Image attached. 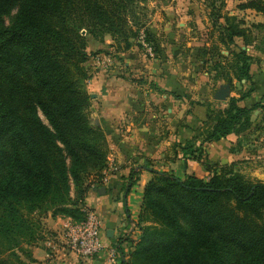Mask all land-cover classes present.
<instances>
[{"label": "trees", "instance_id": "1", "mask_svg": "<svg viewBox=\"0 0 264 264\" xmlns=\"http://www.w3.org/2000/svg\"><path fill=\"white\" fill-rule=\"evenodd\" d=\"M147 1L0 0V264L35 262L26 247L43 241L39 218L85 220V196L92 185H103L109 155L104 131L88 114L87 36L102 43L109 35L117 55L134 41L141 48L143 34L158 57L143 19ZM205 5L211 44L198 50L197 60L234 91V82L250 81L253 61L245 50L232 49L235 39L264 54V23L229 15L224 0ZM238 9L264 17V0H247ZM252 92L250 85L223 108L204 103L205 120L184 144L172 145L183 167L187 159L197 162L206 179L149 170L135 222L139 234L117 242L120 264H264V182L248 179L235 163L207 162L203 149L251 130L253 111L264 106L247 109L238 102ZM241 146L238 141L230 151ZM139 174L131 169L128 190ZM123 241L132 246L127 254Z\"/></svg>", "mask_w": 264, "mask_h": 264}, {"label": "crops", "instance_id": "2", "mask_svg": "<svg viewBox=\"0 0 264 264\" xmlns=\"http://www.w3.org/2000/svg\"><path fill=\"white\" fill-rule=\"evenodd\" d=\"M246 1L224 0L225 11L229 15L246 13L254 18L251 23L263 24L264 17L260 13L250 9H238V5ZM163 9L167 16L163 30L149 29L160 51L158 57L147 60L139 55L134 58L135 46L126 52L113 55L115 59L123 60L125 67L138 69L142 81L109 73L102 67L100 69L99 61L97 69L91 68L89 72L88 88L92 91L90 98L95 99L96 105L95 124L105 133L109 155L104 171L107 182L101 187H90L85 196L84 207L98 216L101 239L108 246L117 247V242L125 237L135 238V222L140 210L143 186L151 176L149 170L173 171V168H163V157L168 155L175 162L182 160L179 152L174 156L172 145L184 144L205 120L204 103L223 108L229 98H238L239 93L251 85L253 92L239 101L238 106L247 109L258 104L264 106V54L256 50L254 44L245 47L241 39H235L232 49L245 50L253 59L249 72L250 81L242 80L240 84L234 82L235 89L232 91L230 87L228 99L217 102L213 99L214 94L225 81L214 80L202 70L201 62L197 60L198 50L211 44L205 0H163ZM202 16L206 19L205 23ZM174 23L175 27H180L179 30H172ZM253 34L258 38L262 35L255 30ZM110 43L109 40H104L100 47L97 44L101 50L98 55L104 57ZM222 54L227 55V52L222 50ZM91 64L92 60L88 58L86 66ZM197 97L199 100H195ZM175 101L178 102L177 108L173 106ZM163 114H167L166 118H163ZM251 119L252 128L246 134H230L220 141L204 144V160L209 163L231 164L247 159V148L255 141L246 138L251 139L253 134L259 135L264 131V127L258 125L260 122L264 124V110H254ZM238 141H242V146L231 152V148ZM163 149L170 155L173 153V156L167 152L163 156ZM171 161L166 163L172 165ZM143 166L148 169H143ZM132 168L140 169L139 182L128 190ZM181 170V175L172 173L178 178L189 174L203 179L208 176L200 164L190 159L186 160V167L182 165ZM100 188H104L103 194L99 193ZM56 218L63 219L64 224L70 222L69 218ZM43 245L46 243L43 242ZM121 247L124 254H127L129 243L123 241ZM32 258L35 262L31 264H111L105 252L91 258H82L62 247L54 251L42 249L40 243L33 247ZM118 258L119 254L115 264H120Z\"/></svg>", "mask_w": 264, "mask_h": 264}, {"label": "rangeland", "instance_id": "3", "mask_svg": "<svg viewBox=\"0 0 264 264\" xmlns=\"http://www.w3.org/2000/svg\"><path fill=\"white\" fill-rule=\"evenodd\" d=\"M141 6H143V8H144L143 19L145 21V27H147L150 30H163V23H165V20L167 18L166 12L163 9V0H148L144 5H141ZM14 13H15V10L11 11V14L9 15V17L8 16L5 17V23L6 24L9 22L10 17L12 15H14ZM235 16H237L240 19H243L244 22H246V24H248V25L251 24V21L254 20V18H251V16L246 15V13H244V15H241V13H238V15H235ZM207 17L208 16H206V18ZM201 18H202L203 23H205L206 19L204 18V16H202ZM208 20L209 19L207 18V21ZM208 23H209V21H208ZM173 25H174V28L172 30H179L180 27H175V23ZM81 34L84 35L85 32L82 31ZM104 40H109L111 42L109 44V47H107V50H105V52L110 53L108 55V57L105 56V57H107V59H109V63H105V62L103 63V61L101 62L99 60V58H102L101 55H98V52L101 51V50H99L100 42L97 41L96 39L92 38L91 36H87V46H86V52L88 55L87 59L91 58L92 64H93V65L91 64L90 66L89 65L86 66V62L84 63V67L87 71L86 73L88 74V76H89V72H91V68L97 69V63L99 61L100 69L102 67L103 70H106L109 73L117 74L119 76L123 75L129 79H134L135 81H142L140 78L141 74H140V71H138V69L135 70L132 68V66L131 67H125L123 60H118V58L117 59L114 58L115 56H113V55H116V54H114L113 49L110 48V46L113 44L111 37L109 35H104L102 43L104 42ZM97 44H99V47ZM135 44L136 43L134 41V45L132 46L133 48H134ZM134 50H135V55H136V57H134V58H137V56H139V55H140V58L144 57L147 60L154 58V54L151 58L141 48H138V46H135ZM87 68H88V70H87ZM88 82H89V79L85 82V89H86L87 93L90 95V93L92 91H89ZM141 88H143V87H141ZM237 89H238V86H237ZM94 100L95 99L90 98V100H89L90 107L88 109L89 117L93 123H95V121L97 120V117L95 116L96 105H95ZM195 100H199V98L197 97ZM173 106L175 108H177L178 102H176V101L173 102ZM166 115L167 114H163V118H166ZM258 125L264 127V124H262L261 122ZM166 128H167V126H166ZM170 132H172V131H170ZM163 135H165L164 126H163ZM246 139L254 140L255 143L249 144V146L247 148V154H248V156L246 157L247 159H243L241 161L236 162L235 163L236 164L235 169L240 171L248 179L258 180V181L264 182V131L261 132L259 135L253 134V136H251V139L249 137H247ZM243 142H246V141L243 140ZM166 150H168V149H166ZM164 152H165V150L163 149V156H164ZM167 154L170 155V153H168V152H167ZM170 156H173V153H171ZM166 161H171L170 157H168V155L165 158L163 157V164H164L163 168H167V169L173 168L172 169L173 171H171V173L175 172L176 174H180V175L182 174L181 173L182 172L181 167L183 165V161L181 159L177 160V162H175L176 161L175 159H172V161H171V162H173L172 165L166 163ZM158 168L159 167L157 166V169ZM180 175H179V177H180ZM146 182H145V184H146ZM144 186H143V188H144ZM39 219H40V222L42 224L41 225L42 226L41 235L43 237V241L38 242L37 244L40 243L42 245V249L46 248L49 251L50 250L54 251L56 249H60V247L67 250L68 248L65 245V224L66 223L65 224L63 223V219L62 220L59 218L53 219L50 217V213L45 215L44 217L39 218ZM70 222H71V220H70ZM138 234L139 233L137 230V234L135 235L134 239H136ZM43 242H45L46 245H43ZM37 244H35V246ZM131 247L132 246L130 245V248ZM26 248L28 251L31 250V254H32L33 248H29V247H26ZM130 248H129V250H130Z\"/></svg>", "mask_w": 264, "mask_h": 264}, {"label": "built area", "instance_id": "4", "mask_svg": "<svg viewBox=\"0 0 264 264\" xmlns=\"http://www.w3.org/2000/svg\"><path fill=\"white\" fill-rule=\"evenodd\" d=\"M139 44L141 49L152 58V47L144 41L143 34L139 37ZM100 61L109 63V59L105 56L100 58ZM106 182V178H103L102 183ZM83 212L86 214L84 221L65 224V245L72 253L82 258H91L100 252H105L108 262L115 264L118 256L116 247L108 246L102 241L101 223L98 216L86 208Z\"/></svg>", "mask_w": 264, "mask_h": 264}, {"label": "water", "instance_id": "5", "mask_svg": "<svg viewBox=\"0 0 264 264\" xmlns=\"http://www.w3.org/2000/svg\"><path fill=\"white\" fill-rule=\"evenodd\" d=\"M230 95V84H222L215 92L213 99L217 102H225ZM100 194L104 193V188H100Z\"/></svg>", "mask_w": 264, "mask_h": 264}]
</instances>
